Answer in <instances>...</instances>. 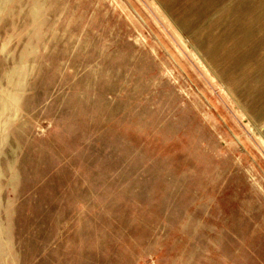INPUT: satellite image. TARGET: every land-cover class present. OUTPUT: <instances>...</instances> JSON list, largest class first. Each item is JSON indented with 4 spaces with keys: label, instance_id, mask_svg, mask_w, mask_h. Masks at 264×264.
<instances>
[{
    "label": "rangeland",
    "instance_id": "rangeland-1",
    "mask_svg": "<svg viewBox=\"0 0 264 264\" xmlns=\"http://www.w3.org/2000/svg\"><path fill=\"white\" fill-rule=\"evenodd\" d=\"M156 1L0 0V264H264V109L195 40L239 0Z\"/></svg>",
    "mask_w": 264,
    "mask_h": 264
},
{
    "label": "bare ground",
    "instance_id": "bare-ground-1",
    "mask_svg": "<svg viewBox=\"0 0 264 264\" xmlns=\"http://www.w3.org/2000/svg\"><path fill=\"white\" fill-rule=\"evenodd\" d=\"M151 1L154 3L155 7L159 8L160 10L161 7L158 5L157 1L156 0H151ZM224 1L225 0H217L214 6L206 5V8H204L200 17L198 13L191 14L190 12H188L187 10L188 7L182 8L181 6L182 4L176 5V0H163V2L169 7L171 11H174L179 16H181L187 22V25L190 26L194 24H199L201 22H205V20L208 17L216 14L220 8L224 7L222 6ZM256 1L257 0H239L237 3L232 5L228 10L224 9L225 11L218 14L216 19H214L208 26L203 28L202 31L195 36V40L197 41V43H202V48L204 47L206 49L205 54L209 57L211 61L214 62V64H216L220 68V72L224 76L227 75L226 77L228 83L232 85V87L236 90L235 92L240 95V97L246 103V105H248L249 108H253V109H258V108L264 109V39L261 40L257 45L258 51L254 52L252 55V56L255 55L257 58L253 57V59H251L252 56L250 55L251 56L250 57L249 54L243 56L242 58H238L236 56L237 54H234L232 51L233 47L232 50L229 49L231 48V46H236V44L238 43L237 41L238 39H236L235 37L239 38L240 35H244V33H246V30L248 29V24L250 22H253L252 19L255 13L260 10H262V12L264 13L263 11L264 7L263 9L262 8L259 9L260 7L255 6L256 4L252 5V3ZM165 19L171 21L167 16V14L165 15ZM257 19L258 18H256L255 20ZM263 23H264V19H263ZM193 33L191 32V36ZM178 37L181 43L186 47V49L191 52L194 58H196L198 63L202 67H204V69L209 73L211 78L214 81L218 82L217 76L213 72H211L209 65L205 64L206 61H204L202 57L199 56V54L196 52V49L192 44L191 38L188 37L187 39H185L179 31H178ZM231 51L232 54H230ZM154 52H156V50ZM253 83H257L258 88L249 90L248 88H250V86ZM220 87L228 95V91H226L225 89L226 83L221 82ZM18 101H19V96L17 93L15 92L7 93V98L3 99L2 108L0 109V116L8 108L9 104L16 106ZM242 113L243 116L248 117L247 111L246 112L242 111ZM250 125H251L250 128L253 134L255 135V137L261 142L260 144L264 146V132L260 129L259 124H256L257 126H255L254 124H250Z\"/></svg>",
    "mask_w": 264,
    "mask_h": 264
},
{
    "label": "crops",
    "instance_id": "crops-1",
    "mask_svg": "<svg viewBox=\"0 0 264 264\" xmlns=\"http://www.w3.org/2000/svg\"><path fill=\"white\" fill-rule=\"evenodd\" d=\"M216 1L217 0H214V1H204V3H206L207 5H215V3H216ZM182 4V5H181ZM176 5H181V6H185V5H187L186 7H188L187 8V10H188V12H190L191 14L192 13H198L199 14V16L201 17V14H202V12L201 13H199L198 12V10L196 9V8H193L192 7V1L191 0H176ZM195 6V5H194ZM195 11H194V10ZM211 9V8H210ZM169 11V10H168ZM197 11V12H196ZM173 13H175L174 11H172ZM176 15H178L177 13H175ZM179 16V15H178ZM195 16V15H194ZM197 18V17H196ZM238 41V43L236 44V46H231V48H229L230 50H232V47H233V53L234 54H237L236 56L238 57V58H242L243 56H246L247 54H249V56L251 55H253V53L254 52H257L258 50V48H257V45L258 44H245V43H240L239 42V39L237 40ZM242 44V45H241ZM247 47H250V48H247ZM242 49V50H241ZM232 51L230 52V54H232ZM248 56V57H249ZM250 56V57H251ZM252 58H253V56H252ZM258 85V84H257ZM260 111V110H259ZM262 111V110H261ZM263 112V111H262ZM257 114H258V112H257ZM264 114V113H263ZM260 115H262V114H260Z\"/></svg>",
    "mask_w": 264,
    "mask_h": 264
}]
</instances>
